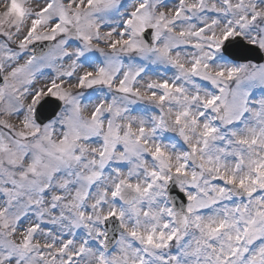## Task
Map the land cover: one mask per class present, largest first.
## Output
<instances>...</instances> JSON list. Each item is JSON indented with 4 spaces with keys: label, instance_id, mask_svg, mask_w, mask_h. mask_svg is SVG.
<instances>
[{
    "label": "snow or ice",
    "instance_id": "snow-or-ice-1",
    "mask_svg": "<svg viewBox=\"0 0 264 264\" xmlns=\"http://www.w3.org/2000/svg\"><path fill=\"white\" fill-rule=\"evenodd\" d=\"M0 264H264V0H0Z\"/></svg>",
    "mask_w": 264,
    "mask_h": 264
}]
</instances>
